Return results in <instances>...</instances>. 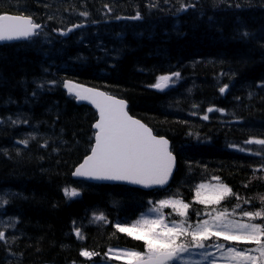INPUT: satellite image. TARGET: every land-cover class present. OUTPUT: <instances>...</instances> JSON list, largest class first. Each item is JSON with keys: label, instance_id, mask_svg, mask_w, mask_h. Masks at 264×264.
Returning <instances> with one entry per match:
<instances>
[{"label": "trees", "instance_id": "trees-1", "mask_svg": "<svg viewBox=\"0 0 264 264\" xmlns=\"http://www.w3.org/2000/svg\"><path fill=\"white\" fill-rule=\"evenodd\" d=\"M149 2H0V13L23 12L45 25V34L34 41L0 44V118L28 120V124L15 126L0 124V195L20 194L0 209V221L9 217L19 221L15 229L0 225L9 236L7 247L16 254L10 255L0 242V264H103L109 246L140 250L141 242L116 232L114 224L118 219H136L144 210L140 205L156 194L72 178L94 143L92 125L97 114L68 95L62 87L65 79L127 101L131 116L169 139L177 156L171 190L179 186L185 202L193 201L197 184L213 183L212 177L219 176L234 192L252 201L245 205L247 210L261 207L264 173H253L261 157L228 145L264 152L260 146L244 144L249 138L264 139V88L260 87L264 83V0H225L217 7L212 6L213 0H198L197 9L186 13L176 12L178 0H169L167 5L160 0L164 11L147 8ZM106 3L113 8L108 15L103 7ZM236 3L241 7L236 8ZM137 8L142 20L114 18L132 16ZM85 10L90 13L87 19L77 15ZM49 15L56 19L48 20ZM73 23L85 27L67 36L53 31ZM242 31L250 38L242 40ZM98 45L107 49V55ZM173 71L181 73L176 84L164 92L149 87L156 77ZM52 79L58 81L55 88L36 89L37 83ZM224 84L229 89L221 95L218 88ZM194 104L199 107L194 109ZM209 106L223 108L225 113H208L209 120L204 121L201 116ZM193 111L198 114L190 115ZM30 132L37 138L27 148L16 143ZM45 140L49 147L42 149L38 145ZM17 149L22 153L19 156ZM66 187L77 188L81 195L65 197ZM235 203L229 198L223 207L231 210ZM198 207L203 206L193 203L190 213ZM171 211L165 209V215ZM93 212H103L108 223H90ZM73 221L86 239H76ZM13 234L17 237L14 244ZM82 248L98 251L101 257L87 261L78 255Z\"/></svg>", "mask_w": 264, "mask_h": 264}, {"label": "snow or ice", "instance_id": "snow-or-ice-1", "mask_svg": "<svg viewBox=\"0 0 264 264\" xmlns=\"http://www.w3.org/2000/svg\"><path fill=\"white\" fill-rule=\"evenodd\" d=\"M178 3L177 13H186L190 9L195 11L198 6V0H189V2L178 0ZM224 3L225 0H213L212 6L217 7L218 4ZM163 4H169V0H163ZM227 6L231 8L233 5L229 3ZM103 7L107 10L105 15L113 12L109 4L106 3ZM146 7L164 11L160 0H150ZM235 7L240 8L241 4L236 3ZM65 11L69 9L65 8ZM77 15L87 19L90 13L86 10L78 11ZM114 18L135 21L143 19L138 8L132 16L116 15ZM54 19H56L55 16H48V20ZM60 22L62 23L63 20L61 19ZM84 27L82 23H73L70 27L55 28L53 31L60 36H67L74 30ZM44 28L45 25L36 22L32 15L23 12L0 13V42L34 41L45 34ZM239 37L247 40L250 34L242 31ZM98 48L107 55V49L101 45H98ZM221 75L224 74L221 73ZM180 78V71L162 74L156 77L155 83L149 87L164 91L176 84ZM57 84L58 81L55 79L43 80L36 84V89L44 90L47 87L51 90ZM62 87L76 101H87L93 105L98 113V118L92 125L95 132L90 153L83 158L72 175L96 182H117L139 186L141 189L150 190L148 195L156 194L155 199H149L140 205V208L144 210L139 211L136 219L132 221L118 219L114 224L116 232L141 242L140 250L135 247L109 246L103 253V261H119L120 264H264V197L260 198V208L247 210L245 205L251 204L252 201L234 192L229 185L222 182L219 176H213L212 181L215 183L197 184L194 187L193 201L185 202L180 194L179 186L171 190L169 183L170 180H174L173 173L177 169V156L169 139L154 134L146 124L129 115L127 102L123 99H117L96 87H86L67 79L62 81ZM260 87L264 88V83ZM228 89L229 85L224 84L218 88V91L223 95ZM37 90L32 92L33 97L37 95ZM252 95L253 93L249 92V97ZM236 99L240 98L236 97ZM192 107L195 109L199 106L194 104ZM213 112L224 114L225 110L209 106L201 119L209 120L208 113ZM197 114L195 111L190 113V115ZM4 123L15 126L20 123L28 124V120H21L19 116L16 119L8 116L6 119L0 118V124ZM183 123L188 122L185 120ZM188 135H195L199 139L198 134L190 132ZM36 138V135L30 132L26 138L16 143L27 148L30 140H36ZM244 144L257 145L264 149V139L249 138L244 141ZM38 146L42 149L48 148V140ZM228 147L241 153L248 152L251 156L261 157L262 162L253 169V173H264V152H253L236 144H229ZM53 151L58 152L59 149L54 148ZM21 154V151L17 149L16 155ZM4 155L8 156L7 150H4ZM191 167L189 163V170ZM244 187L247 188L248 185L245 184ZM63 193L69 199L81 195V191L75 187L71 189L66 187ZM19 195L8 192L0 195V209H4L10 204L11 199L18 198ZM229 198L236 201L231 210L223 207V202ZM193 203L203 207H198L190 213ZM164 209L172 211L165 215ZM18 222V218L9 217L6 221H0V225L4 229H15ZM72 223L76 239H86L82 228L76 227L75 221ZM90 223H108V219L103 212H93ZM10 238L14 244L17 237L13 234ZM0 242H3L10 255H16L7 247L9 236L5 230H0ZM78 255L90 262L95 257H101L100 252L87 248H82ZM72 264H75V261Z\"/></svg>", "mask_w": 264, "mask_h": 264}, {"label": "water", "instance_id": "water-1", "mask_svg": "<svg viewBox=\"0 0 264 264\" xmlns=\"http://www.w3.org/2000/svg\"><path fill=\"white\" fill-rule=\"evenodd\" d=\"M21 41H24V40H20V41H11V42H0V43H2V44H12V43H16V42H21ZM66 90V89H65ZM67 91V90H66ZM77 103L79 104V105H86V106H89L90 108H92L96 113H97V111H96V109H95V107L93 106V105H91L90 103H88L87 101H77ZM127 105H128V108H127V110L129 109V104L127 103ZM128 113H129V110H128ZM97 115H98V113H97ZM130 115V114H129ZM143 123V122H142ZM94 131H95V129H94ZM176 171V170H175ZM175 171H174V173H173V176H174V174H175ZM73 178L75 179V180H86V181H88V182H91V183H94V184H104V185H125V186H130V187H133V188H137V189H140V190H143V191H150V190H148V189H141V188H139V186H134V185H128V184H123V183H117V182H96V181H90V180H87L86 178H83V177H75V176H73ZM171 181V180H170ZM170 181H169V183H170Z\"/></svg>", "mask_w": 264, "mask_h": 264}, {"label": "rangeland", "instance_id": "rangeland-1", "mask_svg": "<svg viewBox=\"0 0 264 264\" xmlns=\"http://www.w3.org/2000/svg\"><path fill=\"white\" fill-rule=\"evenodd\" d=\"M165 210V209H164ZM165 212V211H164ZM194 259H199V257H194ZM119 262V261H118ZM116 264V263H115Z\"/></svg>", "mask_w": 264, "mask_h": 264}]
</instances>
